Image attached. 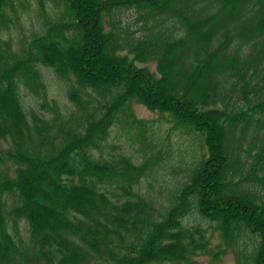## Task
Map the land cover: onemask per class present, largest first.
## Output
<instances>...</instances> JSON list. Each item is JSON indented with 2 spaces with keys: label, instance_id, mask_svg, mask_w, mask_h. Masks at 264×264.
Listing matches in <instances>:
<instances>
[{
  "label": "trees",
  "instance_id": "trees-1",
  "mask_svg": "<svg viewBox=\"0 0 264 264\" xmlns=\"http://www.w3.org/2000/svg\"><path fill=\"white\" fill-rule=\"evenodd\" d=\"M229 251L264 264V0H0V264Z\"/></svg>",
  "mask_w": 264,
  "mask_h": 264
},
{
  "label": "rangeland",
  "instance_id": "rangeland-1",
  "mask_svg": "<svg viewBox=\"0 0 264 264\" xmlns=\"http://www.w3.org/2000/svg\"><path fill=\"white\" fill-rule=\"evenodd\" d=\"M35 8V7H34ZM123 20L124 22H132L134 20V13L132 10H123ZM35 21V19H33ZM134 28H136L134 26ZM54 75L50 72V75L48 76V82L51 84L54 83ZM54 85V84H53ZM57 92V89H54V93ZM133 109L135 111V114L139 117V118H143V119H155L156 121L154 122L155 126L157 128H165L167 129L169 127L170 124L165 123V121L162 119V117L156 113V112H152L150 110H148L144 105L140 104V103H133ZM171 146H175L176 148H174L175 151V155L180 153V146H181V142L182 139L179 138V134L176 132V130L171 131V135H170V140H169ZM184 148V147H183ZM182 148V149H183ZM218 236V235H217ZM194 261H196V264H208L210 262L209 259V255L203 254L202 256H197L194 258ZM221 264H235V260L233 258V254L229 252H227L226 255L223 256L222 260H221Z\"/></svg>",
  "mask_w": 264,
  "mask_h": 264
}]
</instances>
